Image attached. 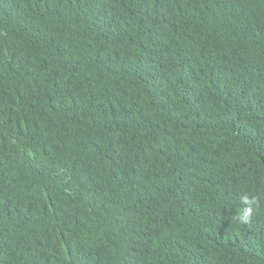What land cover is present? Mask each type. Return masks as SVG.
Returning <instances> with one entry per match:
<instances>
[{
	"label": "trees",
	"instance_id": "1",
	"mask_svg": "<svg viewBox=\"0 0 264 264\" xmlns=\"http://www.w3.org/2000/svg\"><path fill=\"white\" fill-rule=\"evenodd\" d=\"M0 264H264V0H0Z\"/></svg>",
	"mask_w": 264,
	"mask_h": 264
}]
</instances>
